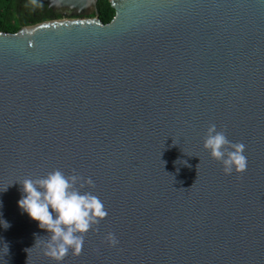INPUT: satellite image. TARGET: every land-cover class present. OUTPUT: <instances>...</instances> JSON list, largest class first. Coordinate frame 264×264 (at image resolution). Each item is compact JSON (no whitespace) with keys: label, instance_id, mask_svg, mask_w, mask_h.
Returning <instances> with one entry per match:
<instances>
[{"label":"water","instance_id":"1","mask_svg":"<svg viewBox=\"0 0 264 264\" xmlns=\"http://www.w3.org/2000/svg\"><path fill=\"white\" fill-rule=\"evenodd\" d=\"M33 1L61 19L0 32V264H56L15 182L56 168L107 208L60 264H264V0Z\"/></svg>","mask_w":264,"mask_h":264},{"label":"clouds","instance_id":"2","mask_svg":"<svg viewBox=\"0 0 264 264\" xmlns=\"http://www.w3.org/2000/svg\"><path fill=\"white\" fill-rule=\"evenodd\" d=\"M202 147L221 164L225 174L247 169L245 144L228 139L215 123L208 125ZM15 182L19 183L21 192L17 205L21 212L37 221L39 228L47 230L43 241L44 254L56 264H60L69 253L78 255L85 233L107 215V208L100 197L92 191L82 190L85 185L94 184L90 176L83 177L75 171L66 174L56 168L42 176ZM0 227H10V222L3 219L2 214ZM105 239L112 246L118 244L115 233H106Z\"/></svg>","mask_w":264,"mask_h":264},{"label":"trees","instance_id":"3","mask_svg":"<svg viewBox=\"0 0 264 264\" xmlns=\"http://www.w3.org/2000/svg\"><path fill=\"white\" fill-rule=\"evenodd\" d=\"M96 16L103 24L111 21L114 11L108 0H98ZM61 19V15L33 0H0V32L15 33L22 27Z\"/></svg>","mask_w":264,"mask_h":264}]
</instances>
